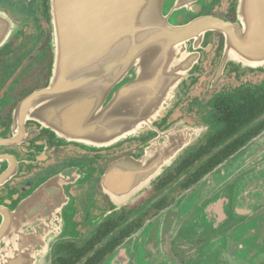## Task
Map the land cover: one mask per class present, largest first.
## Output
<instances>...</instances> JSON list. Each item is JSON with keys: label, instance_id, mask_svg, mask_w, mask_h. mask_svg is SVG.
I'll return each instance as SVG.
<instances>
[{"label": "water", "instance_id": "obj_1", "mask_svg": "<svg viewBox=\"0 0 264 264\" xmlns=\"http://www.w3.org/2000/svg\"><path fill=\"white\" fill-rule=\"evenodd\" d=\"M220 4L221 0H50L51 28L44 40L52 51L48 82L25 99L19 115L36 119L62 141L85 147L141 140L137 156L113 165L103 182L113 198L134 197L194 135V127L179 121L162 125L200 77L201 55L211 50L213 32L224 37L222 65L264 69V0H237L233 21L212 14ZM14 25L0 12V48ZM260 166L264 167V131L100 264H145L159 262L160 257L173 263L165 253L169 241H184L185 232L218 223L220 218L210 220L212 211L218 213L230 190H244L264 176L253 172L245 179ZM78 180L76 169H66L41 181L12 209L0 204V264H50L55 243L69 236V189Z\"/></svg>", "mask_w": 264, "mask_h": 264}, {"label": "flooded vegetation", "instance_id": "obj_2", "mask_svg": "<svg viewBox=\"0 0 264 264\" xmlns=\"http://www.w3.org/2000/svg\"><path fill=\"white\" fill-rule=\"evenodd\" d=\"M49 1L0 0V12L15 23L0 48V204L12 209L41 181L76 169L79 180L69 189L71 230L55 243L50 264H100L196 181L215 172L264 131V69L222 65L224 37L213 32L211 50L201 55L200 77L162 125L179 121L192 126L193 137L140 192L118 200L105 190V175L121 160L137 156L141 140L85 147L62 141L36 119L19 115L25 99L48 82L52 51L44 40L51 28ZM236 2L221 0L212 14L233 21ZM260 167L245 179L264 172ZM217 211L207 219L220 218L218 223L185 232L184 241H169L165 253L173 258L171 264H264V176L244 190L237 186L230 190ZM165 261L160 257L159 262L145 264Z\"/></svg>", "mask_w": 264, "mask_h": 264}, {"label": "rangeland", "instance_id": "obj_3", "mask_svg": "<svg viewBox=\"0 0 264 264\" xmlns=\"http://www.w3.org/2000/svg\"><path fill=\"white\" fill-rule=\"evenodd\" d=\"M253 223H254V222H252L251 224H249L247 227H249V226L253 225ZM141 263H142V262H141ZM141 263H140V264H141ZM161 264H163V263H161Z\"/></svg>", "mask_w": 264, "mask_h": 264}]
</instances>
